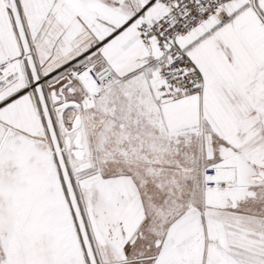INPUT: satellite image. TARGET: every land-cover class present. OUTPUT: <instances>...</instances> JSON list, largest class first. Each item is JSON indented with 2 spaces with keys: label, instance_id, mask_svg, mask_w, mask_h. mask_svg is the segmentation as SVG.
<instances>
[{
  "label": "snow or ice",
  "instance_id": "snow-or-ice-1",
  "mask_svg": "<svg viewBox=\"0 0 264 264\" xmlns=\"http://www.w3.org/2000/svg\"><path fill=\"white\" fill-rule=\"evenodd\" d=\"M0 264H264V0H0Z\"/></svg>",
  "mask_w": 264,
  "mask_h": 264
}]
</instances>
